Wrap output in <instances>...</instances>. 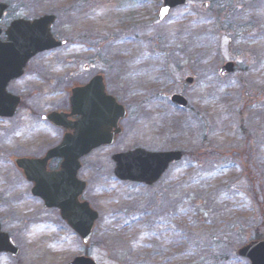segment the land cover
<instances>
[{
	"label": "rangeland",
	"instance_id": "obj_1",
	"mask_svg": "<svg viewBox=\"0 0 264 264\" xmlns=\"http://www.w3.org/2000/svg\"><path fill=\"white\" fill-rule=\"evenodd\" d=\"M190 1L161 22L162 0H0L11 7L2 29L54 15L55 37L68 41L37 55L8 87L22 104L12 119L0 118V224L20 255L0 254V264H68L78 257L211 264L219 254L223 264H250L238 251L264 240L244 161L252 151L264 190V0ZM228 62L236 70L222 78ZM98 74L128 116L115 145L81 162L82 200L99 214L85 247L58 211L33 197L14 160L41 158L61 142L64 131L42 117L68 112L71 89ZM188 78L194 85H186ZM174 94L187 99L188 109L170 103ZM136 149L182 151L185 159L152 187L121 182L112 158Z\"/></svg>",
	"mask_w": 264,
	"mask_h": 264
},
{
	"label": "water",
	"instance_id": "obj_2",
	"mask_svg": "<svg viewBox=\"0 0 264 264\" xmlns=\"http://www.w3.org/2000/svg\"><path fill=\"white\" fill-rule=\"evenodd\" d=\"M189 5L188 0H163L159 20L164 21L170 12ZM8 5L0 3V21ZM207 9L208 5H204ZM57 18L47 15L35 20H15L5 32L6 40H1L0 28V118H13L22 99L8 93L9 85L25 74L28 63L37 55L61 48L65 42L57 40L52 27ZM235 64L228 63L219 71L221 77L233 74ZM192 78L186 80L191 86ZM70 113L53 112L43 117V121L66 130L62 142L49 150L43 158L29 157L14 160L25 179L33 184L32 195L44 202L47 209H56L61 219L89 246L99 214L90 204L81 201L87 184L78 177L82 169L81 160L102 147H110L123 134L120 126L127 118V110L117 100L107 95L104 78L94 77L89 84L71 90ZM171 103L186 109L187 100L181 95L171 97ZM77 118L76 120H71ZM183 159L181 151L151 153L136 149L113 157L116 164L115 176L121 182L146 186L158 183L170 166ZM54 161H61L57 171H50ZM0 254L12 258L20 255L19 249L11 242L10 236L0 225ZM238 256L250 264H264V241H255L238 251ZM68 264H97L90 257H78Z\"/></svg>",
	"mask_w": 264,
	"mask_h": 264
},
{
	"label": "trees",
	"instance_id": "obj_3",
	"mask_svg": "<svg viewBox=\"0 0 264 264\" xmlns=\"http://www.w3.org/2000/svg\"><path fill=\"white\" fill-rule=\"evenodd\" d=\"M231 14H232V12H231ZM228 15H230V13H228L227 16ZM230 17H232V16L230 15ZM226 18L228 20L229 19V16L226 17ZM247 136H249L248 133H247V135L245 137H247ZM247 145H248V142H247ZM251 152L252 151H250L249 153H247L248 155H245V157L247 158V160L244 159L245 163L248 164L249 168H251V170H252L251 176L247 180V183H249V184L247 185L246 192L249 193V195H250L251 198H253V199L256 200L255 203L258 206V208H257L258 209V213L257 214H258V216H259V218L261 220H264V212L263 213H260L262 207H264V205L262 206V201H263L262 199H264L263 198V196H264V190L261 187L263 175H262V173H260L261 171H258V167H256L255 163L252 162L253 159H254V154L251 155L250 154ZM184 159H185V156H184ZM260 199L262 201H259ZM156 203H158L157 199L154 200L153 205L156 204ZM260 203H261V205H260ZM158 205L159 204H157L156 206H158ZM260 206H261V208H260ZM151 208L154 209V207H151ZM256 240L258 241V240H262V239H261V237H258V238H255L254 239V241H256ZM226 261H227V258L224 257L223 254H219V255H217V257H214L213 258L212 263L213 264H223ZM122 264H124V262ZM202 264H210V262L209 261H205V263H202Z\"/></svg>",
	"mask_w": 264,
	"mask_h": 264
}]
</instances>
